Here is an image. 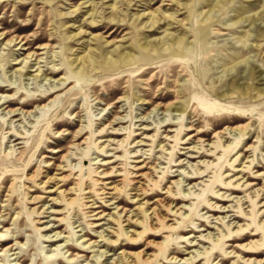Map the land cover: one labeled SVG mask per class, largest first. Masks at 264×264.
Here are the masks:
<instances>
[{"label":"rangeland","instance_id":"1","mask_svg":"<svg viewBox=\"0 0 264 264\" xmlns=\"http://www.w3.org/2000/svg\"><path fill=\"white\" fill-rule=\"evenodd\" d=\"M0 33V264H264V0H0Z\"/></svg>","mask_w":264,"mask_h":264},{"label":"bare ground","instance_id":"2","mask_svg":"<svg viewBox=\"0 0 264 264\" xmlns=\"http://www.w3.org/2000/svg\"><path fill=\"white\" fill-rule=\"evenodd\" d=\"M0 34H1V33H0ZM5 37H6V36H5ZM19 40H21V41L19 42V45H20L21 43H24V38L22 39L21 37H18V36H15V35H14L13 38L9 41V43H10V44L13 43V42L15 43V42H18ZM14 43H13V44H14ZM2 45H4V44H2ZM25 45H27V44H24V46H25ZM47 47H48V46H47ZM50 47H51V46H50ZM45 49H47V48H43V47H42V48H39V50H41V51H43V50H45ZM39 55H40V54H37V53H33V54H32V52H31V54H29L28 57H27L26 59H27V60H28V59H31V60H32V58H34V57H36V56L38 57ZM52 55H53V54H52ZM129 55H130V54H129ZM40 59H41V58H40ZM27 60H25V61H27ZM22 61H23V60H22ZM20 64H21V63H20ZM36 65H37V64H36ZM40 69H41V68H40ZM40 72H41V70H40ZM15 112H16V111H10L9 113L11 114V113H15ZM114 128H115V127H114ZM108 129H109V128H108ZM143 129H144V131H145L144 133H146L147 131H149V129H148L147 127H146V128L144 127ZM81 130H82V129H81ZM112 131H113V130H112ZM226 131H227V129H226ZM79 134H81V132H80ZM79 134H78V135H79ZM146 134H147V133H146ZM146 134H145V135H146ZM11 135H13V134H11ZM137 135H138V134H137ZM224 135H225V134L222 132V133H221V138H224ZM145 139H150V138H149V137H145ZM17 140H18V139H16L15 141H17ZM143 142H144V141H143ZM139 143H140V142H139ZM214 144H215V143H214ZM223 145H224V144H223ZM195 148H196V147H195ZM138 151H139V150H138ZM145 153H146V152H145ZM188 163H189V162H188ZM192 165H193V164H192ZM242 165H243V164H242ZM58 171H59V170H58ZM141 174H142V173H141ZM109 175H110L109 173H106V174H105L106 177H109ZM147 175H148V174H147ZM143 176H144V175H143ZM243 178H244V177H243ZM47 179H48V183H53L54 181H56V179L53 178V177H51V178H47ZM57 179H58V178H57ZM142 187H143V186H142ZM142 187H141V188H142ZM55 188H56V187H55ZM116 188H117V187H113V188H110V189H114V190H115ZM259 190H261V189H259ZM52 191H53V190H52ZM257 191H258V190H257ZM263 191H264V190H263ZM140 192H141V191H140ZM255 192H256V191H255ZM54 193L56 194V193H57V190H55ZM57 197H58V196H57ZM140 197H141V196H140ZM57 199H58V198H57ZM143 205H146V203L143 204ZM172 205H173V204H172ZM172 205H168L167 207H168V208H171ZM142 207H143V206L141 205V206H139V207L135 210V211H136V214H135L134 216H131V215L127 216V217H128V220H127V221H128L130 224H133V223H134V224H138V221H140V220L137 219L136 217H138V216L140 215V212H139V211H141V210L143 209ZM117 210H118V209H117ZM173 210H174V209H173ZM119 211H121V210H119ZM157 211H158V210H157ZM178 211H179V210H178ZM124 212H125L126 214H127V213H131V212H126V210H125ZM124 212H123V213H124ZM159 213H160V212H159ZM247 213H248V212H247ZM258 213H259V211L256 212V214H258ZM132 215H133V214H132ZM162 217H163V215H162ZM134 218L137 219V220H135V222H133ZM160 218H161V217H160ZM225 219H226V218H225ZM261 222H262V221H261ZM138 225H139V224H138ZM139 254H140V253H139ZM134 256H136V255H134ZM144 261H145L146 263H149V262H150V259L147 258V259H145Z\"/></svg>","mask_w":264,"mask_h":264}]
</instances>
